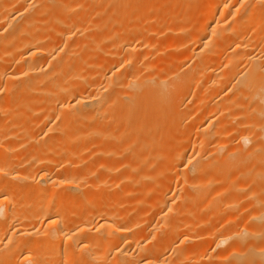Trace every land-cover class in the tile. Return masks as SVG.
Wrapping results in <instances>:
<instances>
[{
    "label": "bare ground",
    "instance_id": "bare-ground-1",
    "mask_svg": "<svg viewBox=\"0 0 264 264\" xmlns=\"http://www.w3.org/2000/svg\"><path fill=\"white\" fill-rule=\"evenodd\" d=\"M0 264H264V0H0Z\"/></svg>",
    "mask_w": 264,
    "mask_h": 264
},
{
    "label": "rangeland",
    "instance_id": "rangeland-1",
    "mask_svg": "<svg viewBox=\"0 0 264 264\" xmlns=\"http://www.w3.org/2000/svg\"><path fill=\"white\" fill-rule=\"evenodd\" d=\"M164 38V37H163ZM166 38V37H165ZM164 38V39H165ZM184 50H180V52L178 51V50H176L175 52L176 53H174V54H177V55H179V53L181 54L182 52H183ZM177 52H179V53H177ZM173 54V51H167V52H164L163 54H162V56L161 57H163V58H168V56L167 55H169V57L171 56V54ZM164 56H166V57H164Z\"/></svg>",
    "mask_w": 264,
    "mask_h": 264
}]
</instances>
